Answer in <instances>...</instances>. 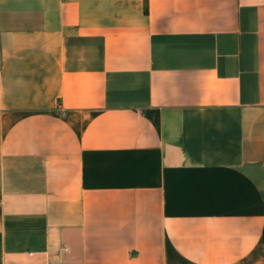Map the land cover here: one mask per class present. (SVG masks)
<instances>
[{"label":"crops","instance_id":"obj_1","mask_svg":"<svg viewBox=\"0 0 264 264\" xmlns=\"http://www.w3.org/2000/svg\"><path fill=\"white\" fill-rule=\"evenodd\" d=\"M0 264H264V0H0Z\"/></svg>","mask_w":264,"mask_h":264}]
</instances>
